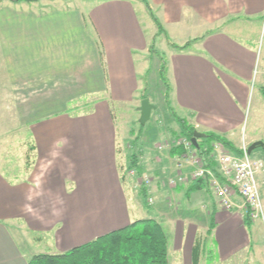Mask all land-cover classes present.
Returning a JSON list of instances; mask_svg holds the SVG:
<instances>
[{
	"label": "crops",
	"instance_id": "crops-1",
	"mask_svg": "<svg viewBox=\"0 0 264 264\" xmlns=\"http://www.w3.org/2000/svg\"><path fill=\"white\" fill-rule=\"evenodd\" d=\"M0 1V151L6 136L7 145L19 146L29 125L41 158L30 169L25 157L24 172L17 175L0 157V264H27L29 256L14 240L13 229L50 237L55 250L50 253H60L132 222L124 191L129 178L122 184L125 163L118 160L121 150L111 117L114 105L109 103L128 105L141 95L144 82L139 74L147 76L146 57L157 31L146 37L132 0H99L88 11L55 0ZM147 1L166 34L189 32L193 39L204 37L186 51L172 49L167 71L171 108L185 115L197 132L217 134L241 149L243 145L231 138L243 122L257 53L232 39L224 28L259 18L264 0ZM144 11L148 13L146 7ZM156 60L155 78L148 83L149 102L151 85L159 87L162 100L164 96ZM263 85L264 76L259 87ZM157 130L156 135L177 140V123L168 133ZM135 137L136 171L158 180L152 188L145 186L155 202L149 218L172 232L171 252L184 249L191 264L198 243L196 230L201 227L195 218L211 213L212 231L207 238L217 237L210 246L218 247L221 258L253 241L246 233L253 224L238 218L244 210L237 194L232 196V208L225 210L207 184L193 190L195 181L174 187L169 182L159 184L176 174L173 166L179 155H173V148L159 150L162 143L157 150L147 149L149 142L140 131ZM199 160L209 172L217 169L213 158L210 166L202 156ZM182 170L189 176L195 166L185 161ZM185 229L187 239L182 242ZM238 230L241 239L221 242Z\"/></svg>",
	"mask_w": 264,
	"mask_h": 264
},
{
	"label": "rangeland",
	"instance_id": "rangeland-1",
	"mask_svg": "<svg viewBox=\"0 0 264 264\" xmlns=\"http://www.w3.org/2000/svg\"><path fill=\"white\" fill-rule=\"evenodd\" d=\"M95 1L99 0H55V4L75 6L78 5L85 11H88V8L93 6ZM132 1L135 11L140 18L145 35L146 37L150 38V35L155 32L156 27H153L155 26L153 25L154 23L150 19L148 13L146 14L144 11L145 5H143L139 0ZM2 2L3 1H0V4H2ZM224 29H226L225 32L236 42L246 45L251 49H254L257 53V63L255 67L254 78L252 81V89L246 103V108L243 111V122L241 126H239L237 130H235L236 135L234 136V138H231L234 144L239 146L243 145V147H247L248 149L249 146L254 143L252 142L248 144L252 140L259 139L258 141L264 142V99L262 98L259 91V81L264 76V13L257 19L252 18L249 23L239 22L236 24H230ZM191 35L192 34H189L188 32L187 34L181 36L179 34H171L169 31L167 32L166 37L162 35H156L153 40L154 42L152 41V44H154L156 51L163 55L168 63L169 57L174 52L168 46L166 39H169L170 41L178 45H183V43L185 44L187 41L194 38V36ZM146 58L148 60L146 64L148 68L147 77H143V74H139V78L142 79L143 82L146 80L149 83L151 79L155 78L153 76L157 61L156 58L158 59V57L155 54L150 53L147 55ZM157 90H159V87L151 85V91L149 93L150 103L156 105L157 108L155 107V109L151 111V119H149L147 123L143 126L139 124V97L135 99L136 101L128 105L118 106L116 103H109L110 107L114 105L112 106L113 115L111 117L116 127L117 145L118 148L121 150V156L118 155V160L119 157L122 158L125 163L124 168L129 165L130 158L134 154L133 152L135 151L134 148H137V142L134 143V136L137 135L139 131L141 132V138H144L145 142H149V144L145 146L147 147V149L152 150L154 148V150H157V145L161 143L162 145L168 146L166 147L167 149H172L174 140L169 138V135L167 134L169 130L167 129L173 130L176 127V123H173V116L171 115V113H167L164 101L158 94ZM175 109V113H178L177 115L179 117H186L179 110L177 111V108ZM29 130L30 126L28 125L27 133L25 134V140L23 138L24 133H21L23 137L22 139H20L19 146H9L7 145V136L3 138L5 144L4 148L0 151V157L7 160L9 166L7 164L6 166L9 167L10 170L14 169L17 175H22L24 172L25 157L27 167L30 169L34 167L35 163L41 162V158L39 157L38 153L37 143L34 139L32 132H30ZM156 130H161V132L163 133L167 131L168 132L166 133L167 135L161 137L159 133H157L156 135ZM250 157L260 159L264 164V149H254ZM176 170L177 167L176 165H174L173 172L175 173ZM176 174H173L171 177H169V179L175 177ZM260 174V178L259 176L257 177V182L260 190V196L264 211V167ZM147 175L152 180L149 185L152 188L153 184L158 180H153L151 178V175H149L148 173ZM140 176H143V174L141 173ZM127 177L129 178L128 190L124 187V191L126 197L128 198L127 204L129 219L133 221L135 219H144L152 217L151 211L155 209V207H153L155 202L153 201L151 194L148 195V199H151L152 203L148 201L147 205H144L140 195L141 185L139 184V180L129 175ZM169 179H167L166 181L161 179V181L163 180V182L159 180V184L164 183L165 185H167ZM207 196L208 198H211L208 192ZM238 218L242 221L245 219L244 211L242 214H239ZM194 222L201 226L198 227L196 230V240L198 242H201L199 264H264V221H251L254 226L252 225L250 228L246 227V233L248 236L251 237L253 243L250 241L251 243H249L248 246L237 249L234 253L227 255V257L225 258H221L222 256H220L218 247H216V245L213 247L210 246V242H214L217 237L215 235H212V237L210 238L205 237L206 227L207 229H210L212 227L213 213H211L210 215L206 214L205 218L203 219L196 220L195 218ZM202 225L204 226L202 227ZM163 228L167 234L168 242H170V252L168 254L169 264H190V262H186L187 256L183 253L184 249L179 254L171 252V250H173V238L171 235L172 232L170 233V230H168L166 226H163ZM12 234L20 250L26 255H28L29 258L35 254L50 253V251H55L54 249L52 250V248L50 247V245L52 246L51 238H47L45 235H42L40 233L28 232L27 235H24L22 232L13 229ZM183 235L184 236L182 242H186V229ZM241 238V231H231L226 237L222 238L221 242H233L235 239Z\"/></svg>",
	"mask_w": 264,
	"mask_h": 264
},
{
	"label": "trees",
	"instance_id": "trees-1",
	"mask_svg": "<svg viewBox=\"0 0 264 264\" xmlns=\"http://www.w3.org/2000/svg\"><path fill=\"white\" fill-rule=\"evenodd\" d=\"M12 3H31L38 0H7ZM143 3L147 9L148 15L154 23L157 31V35L166 37L165 30L161 22L157 19L154 13L149 8L147 0H139ZM204 37L199 39H193L186 42L183 45H177L166 39L168 46L179 52L188 50L191 44L203 40ZM151 54H155L159 59L158 79L164 89V105L173 116L174 121L178 124L179 131L174 133L176 139L185 138L187 140L192 139L194 131L196 129L188 124V122L179 117L170 106V94L171 85L167 78L168 63L164 56L158 53L152 44L149 48ZM147 77V76H144ZM144 87L139 96L140 99H146L148 97V82L144 81ZM260 94L264 99V85L259 87ZM206 136L197 141L198 155L202 156L204 160L212 161V147L215 143L222 144L225 149L231 154L240 155L241 150L233 146L231 142L222 136L214 133H206ZM138 137H135L136 141ZM263 148V147H256ZM255 148V149H256ZM173 155H181L184 150L181 147H175L172 149ZM252 154V153H251ZM136 158V154H133L130 158V163L124 172L121 173L120 180L122 184H125L127 173L129 170H137L139 165ZM215 176L223 181L218 170L214 169ZM137 176H140L137 171ZM201 184H207L206 180H198L193 189L201 187ZM140 195L144 205L148 203V192L144 185H141ZM244 222L246 225H250L251 220L245 217ZM212 227L206 232V237L211 234ZM198 242V241H197ZM200 243L198 242L192 249L191 264H199ZM27 264H169L168 262V238L159 221L153 218H144L133 220L128 226L122 229H118L109 232L105 235L99 236L88 243L72 248L65 252L60 253H39L31 256L27 260Z\"/></svg>",
	"mask_w": 264,
	"mask_h": 264
},
{
	"label": "built area",
	"instance_id": "built-area-1",
	"mask_svg": "<svg viewBox=\"0 0 264 264\" xmlns=\"http://www.w3.org/2000/svg\"><path fill=\"white\" fill-rule=\"evenodd\" d=\"M168 146L161 145L159 150ZM181 147L184 152L179 156L176 167L177 174L168 180L169 185L174 187L177 184L186 182H197L206 180L208 187L212 190L215 201L225 210H230L233 206L232 196L237 194L241 201L245 217L251 221H264V211L260 196L257 177L262 171L264 164L260 159L251 158L247 147H242L241 154L235 155L228 152L220 143H215L212 147V158L223 181H220L214 173L209 172L204 167V161L199 160V155L194 149L190 140L180 138L174 140L172 148ZM190 162L195 166L189 176L183 174V162ZM127 175L139 180L140 185L149 186L150 177L147 175L137 176L135 170H129ZM152 203L151 199H148Z\"/></svg>",
	"mask_w": 264,
	"mask_h": 264
},
{
	"label": "water",
	"instance_id": "water-1",
	"mask_svg": "<svg viewBox=\"0 0 264 264\" xmlns=\"http://www.w3.org/2000/svg\"><path fill=\"white\" fill-rule=\"evenodd\" d=\"M155 109V106L150 104V102L148 101V99H143L140 102V106L138 108L139 113H140V117H139V124L140 125H145L147 123V121L150 119V115H151V111ZM206 135L197 131H194L193 133V137L191 139V143L193 145L194 148H198V144L197 141L199 139L204 138ZM264 143L261 141H257L252 143L249 148H248V154L251 155V153L254 151V149L256 147H263Z\"/></svg>",
	"mask_w": 264,
	"mask_h": 264
}]
</instances>
